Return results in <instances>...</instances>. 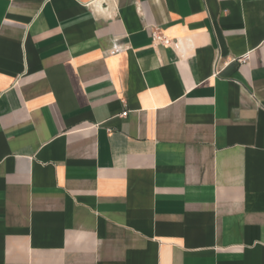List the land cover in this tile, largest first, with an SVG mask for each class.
Returning <instances> with one entry per match:
<instances>
[{"label": "crops", "instance_id": "0c3cea01", "mask_svg": "<svg viewBox=\"0 0 264 264\" xmlns=\"http://www.w3.org/2000/svg\"><path fill=\"white\" fill-rule=\"evenodd\" d=\"M92 1L0 0V264H264V0Z\"/></svg>", "mask_w": 264, "mask_h": 264}, {"label": "built area", "instance_id": "2783aa9c", "mask_svg": "<svg viewBox=\"0 0 264 264\" xmlns=\"http://www.w3.org/2000/svg\"><path fill=\"white\" fill-rule=\"evenodd\" d=\"M103 2H105V0H94L88 3L87 5L91 6V5H96L98 3L103 4ZM151 38L153 43L161 45L165 48L179 49L181 47V42H179L177 39H171L166 37L159 27H154V29L151 32ZM119 51H120L119 49H114L113 51H111V54L118 53ZM246 59L247 57H242L239 59V62L243 63L246 61ZM126 114H127L126 112H123L120 114V117H125Z\"/></svg>", "mask_w": 264, "mask_h": 264}]
</instances>
